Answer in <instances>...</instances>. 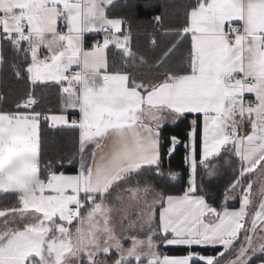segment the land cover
Segmentation results:
<instances>
[{
  "label": "snow or ice",
  "instance_id": "obj_1",
  "mask_svg": "<svg viewBox=\"0 0 264 264\" xmlns=\"http://www.w3.org/2000/svg\"><path fill=\"white\" fill-rule=\"evenodd\" d=\"M112 4L0 0V62L5 45L23 53L22 70L12 67L32 88L14 110H0V192L16 199L13 206L0 208V264H85V258L87 264H97L98 256L112 249L117 254L112 264H190L193 256L204 264H220L233 250L227 264H251L258 253L264 264V0H194L176 32L183 39L190 36V46L180 64L169 61L182 40L156 60L154 69L163 78L154 83L138 79L148 62L132 51L125 21L109 18ZM85 33H103V41L85 48ZM110 46L118 50L121 66L109 62ZM49 84L60 86V114L36 108L35 87ZM70 109L79 114L73 112L71 120ZM189 113L203 116L202 164L207 167L206 161L222 150L240 161V175L225 192L227 201L239 187V208L218 211L195 194L193 120L185 157L191 167L189 187L183 195L153 199L160 204L158 223L147 203V211L132 220L130 202L139 203L140 194L147 195L151 187L121 189L115 197L113 192L144 166L159 170L162 122ZM43 123L79 129L75 175L57 174L51 161L42 169ZM171 140L178 143L175 136ZM254 173L260 175L241 184ZM116 215L122 233L128 221L129 247L113 225ZM137 228L147 229L146 239L139 238ZM157 229L166 245L222 250L215 256L191 251L183 257L161 256L152 235Z\"/></svg>",
  "mask_w": 264,
  "mask_h": 264
},
{
  "label": "trees",
  "instance_id": "obj_2",
  "mask_svg": "<svg viewBox=\"0 0 264 264\" xmlns=\"http://www.w3.org/2000/svg\"><path fill=\"white\" fill-rule=\"evenodd\" d=\"M194 3V0H115L108 7L109 18H122L125 21V30H130L131 49L136 53L137 58L144 57L149 61L147 68H152L156 60L162 56L178 41V47L171 55L170 63L180 64L189 46V37L183 39L176 35V32L184 26L186 11ZM160 16L161 20L156 21L155 17ZM144 28H143V27ZM92 36L85 37L88 43ZM99 38V37H98ZM155 41V43H153ZM117 50L110 46L109 62L121 66L123 61ZM4 60L0 62V110H14L15 105L27 97L32 90L26 78L19 79L13 70V64L22 70L25 63L24 54H17L10 45L3 48ZM150 70V69H149ZM162 71V70H161ZM36 98L39 103L37 110L47 113L60 114V86L55 84L38 85L35 87ZM75 110H68V118H73ZM75 112V116H78ZM197 120L195 130V158H196V186L197 195H202L205 201L215 208L225 196L226 190L239 175V160L228 150H223L217 157L207 164L200 163L201 153V119L198 114H185L178 118L173 124L163 125L161 131V163L159 170L156 166H144L142 168L143 183H150L156 189H163V195L182 194L187 187L190 176L189 168L186 165V145L189 140V132L193 129L192 121ZM43 161L42 169L52 164V170L57 174L63 172L65 175L76 174L79 169V129L69 126L50 128L47 123L42 124ZM175 136L178 143L172 144L171 137ZM170 149H173L170 152ZM89 148V152H90ZM62 161V163H60ZM139 171V172H140ZM212 175H209V172ZM138 172V173H139ZM171 173H176L172 176ZM137 174V173H135ZM47 175V172H44ZM141 182V181H140ZM244 185L246 183H243ZM16 203L15 196L11 193H0V208L11 207ZM231 205L230 207H234ZM242 239V235L241 238ZM236 245H239L237 243ZM165 250L171 255H184L191 252L200 255L215 256L221 247L192 246H167L158 245V250ZM262 256L256 255L251 264L261 262Z\"/></svg>",
  "mask_w": 264,
  "mask_h": 264
},
{
  "label": "rangeland",
  "instance_id": "obj_3",
  "mask_svg": "<svg viewBox=\"0 0 264 264\" xmlns=\"http://www.w3.org/2000/svg\"><path fill=\"white\" fill-rule=\"evenodd\" d=\"M147 62L149 63V61H147ZM148 63L146 65H144L143 68H141L138 72H146V71H148L150 69V70H152L154 72L160 73L159 71H156L154 69V65L151 66L152 68H147L146 66H149ZM188 144H189V141H188L187 145ZM79 163H80V153H79V161H78V164ZM196 173L197 172H195V182H196ZM259 175H260L259 173H254L252 175L251 179H256ZM142 176L143 177L145 176V174H143V171H140L137 174H135V173L132 174L131 176H129L127 178L126 182L122 183L121 186L119 188H116L115 191L113 192V197H115L117 194L121 193V189L135 188V187H138V186L140 188H143L146 184L151 187L152 191L149 192L147 195H144L143 193L140 194L143 197V199H141L139 201V203H137L136 201H131L130 202L131 203V207L129 208V214H130L132 220H136L137 217H138V215L142 214L143 211H147V208L145 207V203H147L148 205H151L152 206V210L155 212V216H156L157 210H158V207H159L160 204L159 203L153 204V199L154 198L155 199H159L160 195H162L164 197V195H163V191L164 190L163 189H156V188H154L151 185V182L150 183H143V178H141ZM190 176H189V179H190ZM189 179H188V182H187V187H189ZM259 188H260V184L259 183L255 184L254 185V188H253L254 193L255 192H258ZM236 192H237V189H236ZM233 199H234V196H232L230 199H228L226 201L225 200V196H224L223 199L221 200V202L219 203V206H218L217 210L218 211H222L223 208H228V204L230 202L234 201ZM259 199H260V197L258 195L255 196V198H254L255 202L252 205L253 206V210H255V208H256V206H257V204L259 202ZM124 203H129L128 196L127 195H124ZM205 219L206 220H211L212 217H206ZM250 220H251V218H249V221ZM113 225H114L117 233H121L124 236V239L122 240V243L124 244V246L125 247H129L130 244H131V240L127 238V235H128V231H131V230L128 229V227H127L128 221H124V229H125V231L123 233L121 232L120 215H116L115 216L114 221H113ZM136 231L138 232L140 239H146L147 238V229H145L144 232H140L139 231V228H137ZM152 235H153V240L157 244V251L159 252V254L161 256L167 255V256H170V257H183V256H187L188 255V253L187 254H184V255H171V254H168L165 250H163V251L161 249L158 250V245H160L161 247H167V246H185V245H167V246H165L166 244L163 242L164 234L162 232L155 230L152 233ZM169 238H170V236H169ZM242 240H243V235H242L241 241ZM196 246H198V245H196ZM236 246H237V248H239L240 245H236ZM202 247H215V246H202ZM112 250H111V252L107 256H105L103 253H101L98 256V258H97V264H112V261L117 258V254H116L115 249H112ZM234 255H235V251L234 250L232 252L226 253V255L223 258L220 259V264L226 263ZM256 255H260V254L258 253ZM85 262H86L85 264H87L86 258H85ZM133 264H135V261H133ZM145 264H146V262H145ZM257 264H261V262H259Z\"/></svg>",
  "mask_w": 264,
  "mask_h": 264
},
{
  "label": "crops",
  "instance_id": "obj_4",
  "mask_svg": "<svg viewBox=\"0 0 264 264\" xmlns=\"http://www.w3.org/2000/svg\"><path fill=\"white\" fill-rule=\"evenodd\" d=\"M115 0H113V2H114ZM112 19V18H111ZM123 28H124V30H125V27H124V25H123ZM126 31V30H125ZM87 35H91L92 37L89 39L90 41L88 42V43H85V41H84V44H85V48H88V47H91L92 46V44H93V41H91L92 40V38L93 37H99V40L102 42L103 41V33H99V34H97V33H85V37H87ZM189 37V41H190V36H188ZM113 48H114V46H113ZM115 49V48H114ZM116 50V49H115ZM118 51V50H117ZM73 70H75V67H74V69ZM137 76H138V79H142L145 83H149V82H157L158 80H160V79H162L163 77L160 75V73H157V72H154V71H152V70H148V71H146V72H137ZM246 99H250V100H254V96H252L251 94H246ZM165 116L167 115L166 113L164 114ZM198 115H200V119H201V136H202V127H203V116L201 115V114H198ZM178 119H175V120H173L172 118H167V119H165L163 122H162V126L163 125H166V124H173V123H175L176 121H177ZM66 126V125H65ZM161 126V127H162ZM59 127V126H58ZM193 130V129H192ZM191 130V131H192ZM246 130V128H245V126H241V132L243 133L244 131ZM190 131V132H191ZM189 141V140H188ZM90 147V150L92 149V147L93 146H89ZM230 147V146H229ZM223 151V150H222ZM221 151V152H222ZM187 152H188V149H187ZM99 154V153H98ZM200 156H201V153H200ZM215 157H217V156H212V157H210L207 161H206V164H208L209 163V161H211L213 158H215ZM91 162V160L89 159V163ZM200 162V161H199ZM201 163V162H200ZM239 163H240V161H239ZM186 165L188 166V168H189V172H190V175H191V167H190V164L189 163H186ZM240 168V167H239ZM68 175H75V174H68ZM239 175H240V169H239ZM238 175V176H239ZM253 175V174H252ZM252 175H249V176H247L246 178H243L242 180H241V184L242 185H244L243 183H246L247 184V181L249 180V179H251V177H252ZM246 184L244 185V186H246ZM188 187H186V189H187ZM236 189H237V192H236ZM236 189H234V190H232L231 192H229V196H234V201H232V202H230L229 204H228V209L229 210H233V209H238L239 208V206H240V196L242 195V193L240 192V190H239V187H237ZM0 193H3V192H0ZM184 193V192H183ZM183 193L182 194H179V195H171V196H180V195H183ZM196 194V193H195ZM197 195V194H196ZM167 196H169V195H167ZM167 196H164L165 198L167 197ZM81 197H83V194L81 193ZM236 204V206H234V207H230L231 205H235ZM210 205V204H209ZM212 206V205H211ZM213 207V206H212ZM251 209H249V212H250V215H249V218H251V213H253L255 210H253V206H251L250 207ZM159 210H160V205H159V207H158V210H157V214H156V221H157V223H158V218H159ZM253 211V212H252ZM248 218V219H249ZM157 231H159L158 229H157ZM165 246H167V245H165ZM194 246H196V245H194ZM220 247V246H219ZM236 248H237V246H235ZM113 251V250H112ZM86 263V262H85ZM190 264H204V262L203 261H201V260H199V258H198V256H193L192 257V259L190 260Z\"/></svg>",
  "mask_w": 264,
  "mask_h": 264
},
{
  "label": "built area",
  "instance_id": "obj_5",
  "mask_svg": "<svg viewBox=\"0 0 264 264\" xmlns=\"http://www.w3.org/2000/svg\"><path fill=\"white\" fill-rule=\"evenodd\" d=\"M96 40H99V38L96 36V37H93L91 41H96ZM43 54V53H42ZM25 99V98H24ZM23 100V99H22Z\"/></svg>",
  "mask_w": 264,
  "mask_h": 264
},
{
  "label": "water",
  "instance_id": "obj_6",
  "mask_svg": "<svg viewBox=\"0 0 264 264\" xmlns=\"http://www.w3.org/2000/svg\"><path fill=\"white\" fill-rule=\"evenodd\" d=\"M232 258H234V256H233ZM232 258H230V259H232ZM224 264H227V262H226V263H224Z\"/></svg>",
  "mask_w": 264,
  "mask_h": 264
}]
</instances>
